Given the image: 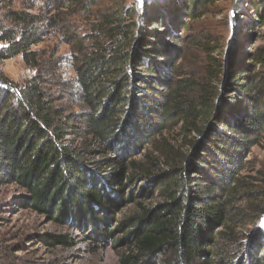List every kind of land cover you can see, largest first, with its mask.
Here are the masks:
<instances>
[{
    "label": "trees",
    "instance_id": "obj_1",
    "mask_svg": "<svg viewBox=\"0 0 264 264\" xmlns=\"http://www.w3.org/2000/svg\"><path fill=\"white\" fill-rule=\"evenodd\" d=\"M219 1L0 0V63L34 71L19 86L0 70V186L83 235L114 228L120 264H264V188L244 176L264 48L196 28ZM55 36L68 58L36 49Z\"/></svg>",
    "mask_w": 264,
    "mask_h": 264
},
{
    "label": "rangeland",
    "instance_id": "obj_2",
    "mask_svg": "<svg viewBox=\"0 0 264 264\" xmlns=\"http://www.w3.org/2000/svg\"><path fill=\"white\" fill-rule=\"evenodd\" d=\"M141 1L129 0L139 4ZM24 2L41 8L48 3V0H24ZM15 5L19 9L21 2ZM258 10L264 15V0H220L195 26L198 29L205 28L214 35L223 36L224 41L239 38L241 32H245L242 33L243 35L249 33L245 49L254 51L264 48V25L259 24L260 19L256 15ZM249 29H252L251 32H248ZM185 33L183 32L184 35ZM36 49L48 50V53L58 49L61 57L70 56V49L61 41L60 36L50 38ZM0 70L10 81L19 86L34 75V71L26 67L21 57L0 63ZM65 75L68 78L74 76L71 70ZM248 161L249 165L244 176L258 178L261 187L264 188V139L253 148ZM129 211L128 208L124 213ZM89 227L91 232L87 226L83 235L80 230L68 225L54 224L26 204L24 190L17 186H0V253L7 254L4 255L6 260L1 261L0 264H120L118 251L113 247L118 239L117 234L109 233L114 228L108 227L104 230L100 223L91 224ZM95 230L99 235L95 234L96 240H92ZM102 231L106 233L101 234ZM54 234L79 238L71 248H52L43 241V238Z\"/></svg>",
    "mask_w": 264,
    "mask_h": 264
}]
</instances>
